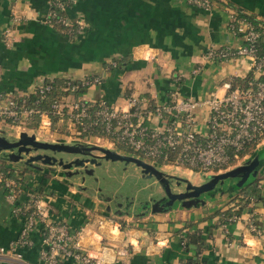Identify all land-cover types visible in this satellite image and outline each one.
<instances>
[{
	"label": "crops",
	"instance_id": "crops-1",
	"mask_svg": "<svg viewBox=\"0 0 264 264\" xmlns=\"http://www.w3.org/2000/svg\"><path fill=\"white\" fill-rule=\"evenodd\" d=\"M49 1L0 0V91L18 94L31 91L41 78L99 74L100 82L83 92L93 100L122 104L128 94H146L161 102L174 89L203 99L222 92L228 77H244L251 70L247 56L204 57L210 47L243 42L228 27L231 8L226 2L264 20V0H215L210 10L188 0H76L67 14L80 17L83 28L70 38L41 21ZM115 58L123 61L110 65ZM7 164L19 168L13 161ZM258 171L262 190L264 159ZM43 174L32 169L25 183L38 180L50 217L67 222L72 231L83 227V248L99 253L104 264H182L189 259L199 264H264V194L251 210L245 206L236 220L221 222L218 212L236 207L238 201L234 196L240 189L232 180L205 191L203 203L186 207L177 201L165 211L134 214L107 208L95 193L72 185L71 176ZM250 212L259 234L248 229ZM21 227L22 218L10 211L0 187V246L15 239ZM31 237L33 243L22 248V257L0 254V264H42L39 233ZM121 247L128 251L124 256L118 253ZM57 264L77 262L67 257Z\"/></svg>",
	"mask_w": 264,
	"mask_h": 264
},
{
	"label": "built area",
	"instance_id": "built-area-1",
	"mask_svg": "<svg viewBox=\"0 0 264 264\" xmlns=\"http://www.w3.org/2000/svg\"><path fill=\"white\" fill-rule=\"evenodd\" d=\"M54 1L65 14L55 18L48 6L41 21L49 25L74 23L71 30L77 35L83 28L82 20L67 14L68 7L76 0ZM214 1L188 0L208 10ZM15 16L18 18L19 15ZM234 17L231 12L228 27L233 33L236 30L242 32L243 42L237 46L210 47L204 57L220 60L247 56L251 70L240 77V84H233L234 75L225 79L220 93L213 91L206 98L196 99L182 96L174 89L161 102L151 95L128 94L122 104H112L105 99H90L83 93L75 94L80 87L99 83V74L68 76L61 87L63 95L52 100L47 109H34L23 99L19 102L11 93L0 94V119H12L19 132L25 121L36 113L39 121L34 134L38 138V135H53L51 126L55 117L58 121L68 122V138L88 143L101 141L114 146L116 143L125 144L153 164L162 162L169 167L195 168L206 173L219 172L239 164L249 154L246 150L248 146L257 148L264 143V51L259 52L257 47L261 29L245 19L239 20L235 27ZM9 30L4 31L5 36H8ZM110 65H116V60L110 61ZM195 71L197 68L193 69ZM179 79L174 78L176 83ZM51 81L53 78H41L31 91L18 94L37 91L39 98L43 97L51 90ZM202 109L205 112L199 115ZM55 139L60 141L61 137L56 136ZM37 183L35 178L32 183L26 184L21 178L6 175L0 170V187L10 203V211L22 218L18 236L7 245H1L0 254L9 258L22 257V248L32 245L31 234L36 231L40 236L37 249L42 264H57L67 257L77 264H104L99 253L83 248L80 240L85 233L83 227L72 231L67 222L50 217L44 199L45 190H37ZM253 201L254 198L251 203ZM237 218L238 215L232 214L227 220ZM247 223L251 232H261L253 212L249 213ZM118 253L124 256L128 251L126 247H121Z\"/></svg>",
	"mask_w": 264,
	"mask_h": 264
},
{
	"label": "water",
	"instance_id": "water-1",
	"mask_svg": "<svg viewBox=\"0 0 264 264\" xmlns=\"http://www.w3.org/2000/svg\"><path fill=\"white\" fill-rule=\"evenodd\" d=\"M44 150L54 152L65 151L77 156L73 159H63L62 157L55 156L52 152ZM0 151L6 152L5 156L11 161H23L28 166L36 169L42 168V165L38 164L39 162L51 168L59 166L67 176L80 172L79 169H72L73 166L80 167L82 171L90 174L93 172V169H87L88 163L104 167L102 162H113L116 160L132 162L136 167L140 168L142 176L155 177L160 187L164 190V195L167 197L161 207H152L151 212L165 211L172 206L175 200L186 207L196 205L198 202L203 203L204 200L200 197V194L212 190L217 183H222L226 177H240L239 181L233 184L234 187L244 185L245 182L250 183L258 172L260 162L264 159L263 144L248 159L243 160L241 163L219 172L209 173L210 177L208 179L194 183L189 178L164 171L139 156L122 153L111 147L79 141L69 143L41 140L37 139L34 133H29L26 130H20L18 137L15 139H8L0 131ZM94 151H100L101 153ZM173 179L175 180L174 185L179 186L182 182L184 183V185L178 187L182 189L178 191L171 189L170 182ZM259 194H264V189ZM257 205H262V201H259Z\"/></svg>",
	"mask_w": 264,
	"mask_h": 264
},
{
	"label": "rangeland",
	"instance_id": "rangeland-1",
	"mask_svg": "<svg viewBox=\"0 0 264 264\" xmlns=\"http://www.w3.org/2000/svg\"><path fill=\"white\" fill-rule=\"evenodd\" d=\"M67 125H68V122L66 124L63 121H58L55 117H53V124L51 126V130L53 131V135H46V136L45 135H43V136L38 135L37 139L56 141V139H55L56 136H60L61 137L60 141H63V142H69V143L76 142V141L84 142L82 140H76V139L74 140V139L68 138L67 137L68 133L66 131ZM21 127H22V129H20V130H26L29 133H31V132L34 133L36 131V128H28L24 125H22ZM0 131H2L8 139H15L18 137V134H19L18 128L16 127L15 122L5 121V119H2V120L0 119ZM103 143L104 142L99 141L96 144H100V145H104L107 147L114 148L115 150L122 152V153L140 156L136 151L131 149L130 146H128V145L116 143L114 146V145H105L106 143L105 144H103ZM263 144H261L260 146H262ZM260 146H258V147H260ZM44 151L52 152L55 154V156L62 157L63 159H67L69 157L74 156L73 153H68L65 151H56V152L51 151V150H44ZM94 152L101 153L100 151H94ZM5 153L6 152H4V151H0V162L7 163L8 161H11L5 156ZM253 153L254 152L248 154L244 160L248 159ZM13 162L17 163L19 168H17L16 166H13L12 164L11 165L7 164V165L9 167H13L15 169L14 170V176H16V177H23V178L29 177L30 175L29 176L27 175L28 171H31L32 169H36V168L31 167V166H28L23 161H13ZM38 164L42 165V168L37 169V170L44 171V174H43L44 178H47V175H49V174L52 175L55 171L57 173H60L58 176L59 178H61V176L64 174V173H62V170L60 169V167H59V169L57 168L58 166L56 168H51V167L44 165L42 163H38ZM102 164L104 165V167H102L101 170H97V169L95 170V174L99 175L100 179L98 181L93 182V183L97 184V186L102 187V189L113 187V189L118 188L120 191H124V192H131V193L135 192L136 195H138V196H143L147 193L156 194L157 192L160 191V185L157 182V180L155 179V177H153V176H151V177L142 176L140 174L139 168L136 167V165L132 162H125V161L116 160L113 162H110V161L102 162ZM154 165L157 166L158 168H160L164 171L170 172L172 174H176V175H179L182 177L189 178L194 183L202 182V181H204L210 177L209 173H206L204 171H201V170L195 169V168H186V167H182V166L169 167V166H166L162 162L154 163ZM20 169H22V170L24 169L27 171L21 172ZM53 170H54V172H53ZM40 175L41 174L39 173L38 176H40ZM255 177H258V173L255 175ZM255 177L253 178V180L250 183L245 182L244 185L236 187L237 191L239 189L240 190L246 189L249 191L250 187H251V183L254 181ZM105 178H106V180H103ZM239 179H240L239 176L226 177L224 179V182L232 180L236 183L237 181H239ZM77 180L78 179H76L74 176L70 177V181L72 182L71 184L74 186H76ZM174 181L175 180L173 179V181H172L173 183H171L172 188H178V187L184 185V183L182 182L179 186H177V185L174 186ZM216 185L210 191H213L216 188H218V186H216ZM203 193L204 192H202L200 194V196Z\"/></svg>",
	"mask_w": 264,
	"mask_h": 264
},
{
	"label": "trees",
	"instance_id": "trees-1",
	"mask_svg": "<svg viewBox=\"0 0 264 264\" xmlns=\"http://www.w3.org/2000/svg\"><path fill=\"white\" fill-rule=\"evenodd\" d=\"M67 1V0H65ZM226 4L228 5V7L231 8V12L234 14V26L237 27V24L239 22V20L241 19H245L247 21H249L254 27L256 28H260L261 29V35L257 40V47L259 52H263L264 51V20L262 19H258L256 17V15L254 13H249L245 10L240 9L236 4H234L231 1H227ZM49 8L54 12L55 14V18L59 17L60 15H63V13L65 14V11L63 9H61L54 0H51V2L49 3ZM57 32L67 35L70 38L75 37V32L72 31L71 29L74 26V23L70 24V25H65L63 23H53L51 25ZM235 34L241 35L242 32L240 31H235ZM116 60V65L120 64L123 61V58H115ZM232 81L233 84H240L241 83V79L238 76H233L232 77ZM64 84V78L63 77H54L53 81H51V90L48 91L43 97L39 98V93L37 91H33L30 92L28 94H17V93H12V96L17 98L19 100V102H21V100H25V104L33 107L34 109H47L50 102L54 99L60 98L63 95V91L61 90L62 85ZM86 90V87H80L79 89L76 90L75 94H82L84 91ZM0 94L3 95L5 94L4 91H0ZM38 99L37 103H35V100ZM5 121H10L13 122L12 119L10 118H5ZM39 121V117L36 113H34L29 119H27L25 121V126L28 128H35L38 124ZM55 122V121H54ZM255 147L254 146H248L247 147V152L248 153H252L254 151ZM0 170H2L6 175H14V168L13 167H9L7 165V163L5 162H0ZM21 172H24L25 170L20 169ZM21 178L24 182H27V179L23 178V177H19ZM259 181H260V177H255L254 181L251 183V187L250 190H240L236 196H234V198H238V201H236V207L234 208H226L223 210H220L218 213L221 219V222H226L228 217L232 214L234 215H240L241 211L243 208H245V206H248L247 208L249 210H251L255 205H254V201L257 198H260L261 195L259 194V192L261 191V188L259 187ZM35 188L37 190H41V186L39 185V183H37L35 185ZM254 198L253 203H251V199ZM255 221L257 222V220L255 219ZM258 223V222H257ZM184 245H187V242H184ZM186 262V264H199V262L195 259H189L184 261Z\"/></svg>",
	"mask_w": 264,
	"mask_h": 264
},
{
	"label": "flooded vegetation",
	"instance_id": "flooded-vegetation-1",
	"mask_svg": "<svg viewBox=\"0 0 264 264\" xmlns=\"http://www.w3.org/2000/svg\"><path fill=\"white\" fill-rule=\"evenodd\" d=\"M76 156L77 155H74L67 159H73ZM79 156L82 157L80 154ZM101 166L102 165H94L93 163H88L87 169H93V172H91L90 174L82 171V168L80 167L73 166L72 169H79L80 172L72 174L71 176H74L76 179H78L76 187L90 193H95L103 202H105L107 208H113L114 210L118 209L119 211H125L127 213L132 212L134 214H140L151 211L152 207H161L163 202L167 199V197L164 195L165 192L162 187H160V191L156 194L147 193L143 196H138L135 192L131 193L120 191L118 188L113 189V187L102 189V187L97 186V184L93 183L100 179V176L95 174V170H101ZM140 174L142 175L141 172ZM103 180H106V178ZM172 181L173 180H171L170 183H173ZM171 189L173 191H178L182 188L171 187ZM174 202L177 201L175 200Z\"/></svg>",
	"mask_w": 264,
	"mask_h": 264
}]
</instances>
